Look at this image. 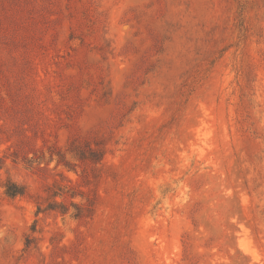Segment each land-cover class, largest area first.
Returning <instances> with one entry per match:
<instances>
[{"label": "rangeland", "instance_id": "rangeland-1", "mask_svg": "<svg viewBox=\"0 0 264 264\" xmlns=\"http://www.w3.org/2000/svg\"><path fill=\"white\" fill-rule=\"evenodd\" d=\"M0 264H264V0H0Z\"/></svg>", "mask_w": 264, "mask_h": 264}, {"label": "trees", "instance_id": "trees-1", "mask_svg": "<svg viewBox=\"0 0 264 264\" xmlns=\"http://www.w3.org/2000/svg\"><path fill=\"white\" fill-rule=\"evenodd\" d=\"M6 192L10 196H15L18 194H23L22 188L13 182H8L6 185Z\"/></svg>", "mask_w": 264, "mask_h": 264}, {"label": "bare ground", "instance_id": "bare-ground-1", "mask_svg": "<svg viewBox=\"0 0 264 264\" xmlns=\"http://www.w3.org/2000/svg\"><path fill=\"white\" fill-rule=\"evenodd\" d=\"M234 166V165H233ZM233 175V174H232Z\"/></svg>", "mask_w": 264, "mask_h": 264}]
</instances>
